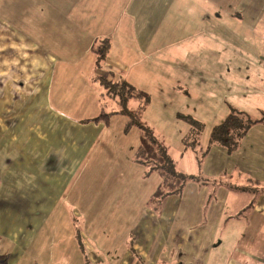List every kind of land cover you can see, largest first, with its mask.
I'll return each mask as SVG.
<instances>
[{
	"label": "crops",
	"instance_id": "0c3cea01",
	"mask_svg": "<svg viewBox=\"0 0 264 264\" xmlns=\"http://www.w3.org/2000/svg\"><path fill=\"white\" fill-rule=\"evenodd\" d=\"M248 2L241 7L245 10L236 11L245 13L241 24L252 35L264 37V0ZM93 7L91 0H0V257L7 256V264H18L37 237L47 236L54 216H61L59 221L65 216V231H71L75 226L66 216H84L78 212L83 179L88 173L97 177L108 170L101 165L90 170L96 163L91 160L93 146L114 118L109 125L94 121L103 100L94 82L95 42L105 38L112 42L109 58L97 75L108 78L114 71L145 93L135 80L140 75V56L162 63L156 54L133 45L129 27H122L120 34L115 27L99 31L90 22ZM203 12L214 18L211 10L204 7ZM254 41L249 51L239 44L234 67L225 73L232 77L233 88L223 98L238 105L231 109L253 112L260 119L264 39ZM139 145L137 139L127 148V165L142 175L144 167L132 160ZM208 146L209 140L205 151ZM203 150L192 155L194 171L188 175L200 177L203 171L209 178L229 179L225 188L216 189L213 201L208 203L211 181L205 180L187 183L181 197L167 198L159 211L146 207L151 204L147 201L130 235L133 246L120 252L114 249L110 259L95 264H210L216 249L223 247L221 237L234 238L233 246L222 250L226 264H264V125L251 127L233 154L221 146L211 147L199 166ZM171 157L178 169L184 154ZM242 175L248 176L249 186L240 185ZM151 178L156 185L150 199L161 182L157 174ZM112 182L113 178L107 185ZM227 189L234 192L235 202L229 200ZM98 200L90 203V209L98 211L108 204ZM229 203L236 206L234 216H227ZM66 204L74 214L68 213Z\"/></svg>",
	"mask_w": 264,
	"mask_h": 264
},
{
	"label": "rangeland",
	"instance_id": "374dc122",
	"mask_svg": "<svg viewBox=\"0 0 264 264\" xmlns=\"http://www.w3.org/2000/svg\"><path fill=\"white\" fill-rule=\"evenodd\" d=\"M91 2L95 12L90 22L96 24L99 31L115 27L114 31L120 34L122 27L127 26L133 45L148 55L156 54L157 58H161L162 63L156 64L144 61L143 56L139 58V73L143 77L139 75L135 80L143 85L151 99L141 118L160 141L171 147L169 152L173 157L179 159L180 154H184L177 170L184 175L192 173V155L203 149L205 151L213 128L225 121L232 107L238 106L234 100L223 97L229 95V89L233 88L230 83L232 77L225 73L234 67L239 44H244L249 51L255 39H264L259 33L252 35L251 29L245 23L244 26L241 24L240 19L245 17V13L243 16L236 13L249 3L248 0ZM204 7L213 12L214 18L203 12ZM101 105V112L118 110L117 105L108 99L102 100ZM140 105V101L133 100L129 108L135 111ZM179 115L203 124L201 134L197 136L192 125ZM249 117L252 120L259 118L253 112H249ZM127 123L126 117L114 116L105 136L99 138L96 147L93 146L95 153H92L91 160L92 164L96 163L90 166V170L99 165L108 170L100 171L97 177H90L88 173L83 179L78 189L82 200L78 212L84 216H66L72 219L71 225L75 226L71 231H65V216L60 221L61 216H52L47 236L41 234L43 236L37 237L18 264H95V260L110 259V252L114 249L120 252L126 245L133 246L130 235L139 223L146 202L151 201L149 195L156 181L151 178L154 174L148 175L145 168L142 175L128 169L127 148L130 150L135 146V141L140 140V133L137 128L127 131ZM192 145H196V151L191 148ZM132 160L135 161L134 156ZM199 176L211 181L208 203L213 201L211 196L216 189L229 184L226 175L214 179L201 171ZM112 178L113 182L107 185ZM247 179L248 176L242 175L240 185L249 186ZM228 192L229 200L235 202L234 192ZM95 198L99 199L98 203L108 204L100 205V210L94 211L95 207L90 209V203ZM229 204L227 216H234L236 206ZM66 207L68 213L74 214L70 204ZM146 207L154 210L152 203ZM91 221L92 225L88 227ZM55 230L59 232L55 234ZM228 239L221 237L223 249H216L210 264H226L222 250L227 252L234 242V238L232 241Z\"/></svg>",
	"mask_w": 264,
	"mask_h": 264
},
{
	"label": "trees",
	"instance_id": "16d2710c",
	"mask_svg": "<svg viewBox=\"0 0 264 264\" xmlns=\"http://www.w3.org/2000/svg\"><path fill=\"white\" fill-rule=\"evenodd\" d=\"M112 49L110 39H98L92 52L95 55V76L96 82L101 88V96L103 100H110L117 105L118 110L112 113H105L102 110L100 116L95 119V122H104L109 125V119L112 116H123L128 119L126 130L137 128L140 133V145L135 152L134 162L142 165L148 175L157 174L161 178V183L151 198V203L154 205V210L159 211L163 202L170 197H181L185 186L189 182H205L206 178H201L194 175H184L177 170V164L171 157L167 146L158 139L152 128L142 121V114L150 105V95L137 90L119 74L114 71L110 72L108 78L97 75V71L101 70L107 62ZM133 100H138L141 105L137 110H131L129 104ZM183 117V116H182ZM196 130L197 136L203 131V124L189 117H183ZM263 124L264 116L257 120L250 119L249 115L231 109L225 121L215 126L211 132L209 139V150L213 146H221L233 154L238 150L242 139L254 125ZM193 150H196V145H192ZM207 150L198 157V165L201 166ZM8 257H0V264H7Z\"/></svg>",
	"mask_w": 264,
	"mask_h": 264
}]
</instances>
